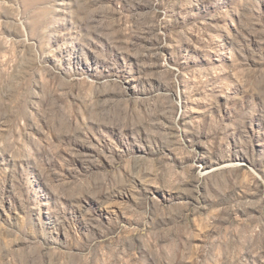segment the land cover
I'll return each instance as SVG.
<instances>
[{"label":"rangeland","instance_id":"1","mask_svg":"<svg viewBox=\"0 0 264 264\" xmlns=\"http://www.w3.org/2000/svg\"><path fill=\"white\" fill-rule=\"evenodd\" d=\"M0 264H264V0H0Z\"/></svg>","mask_w":264,"mask_h":264}]
</instances>
